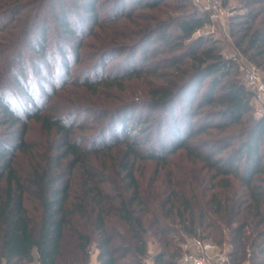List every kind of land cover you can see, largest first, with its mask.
<instances>
[{
	"label": "trees",
	"instance_id": "obj_1",
	"mask_svg": "<svg viewBox=\"0 0 264 264\" xmlns=\"http://www.w3.org/2000/svg\"><path fill=\"white\" fill-rule=\"evenodd\" d=\"M26 1L18 12L37 10L0 67V264H88L92 248L97 264H145L150 238L153 264H179L183 238L223 243V229L233 264H264V114L219 40L193 36L209 15L191 0ZM236 9L229 36L264 80V0ZM109 22L127 29L111 34ZM85 35L96 58L74 80ZM115 51L121 71L102 73ZM68 87L82 96L56 108ZM175 158L199 166L193 182L189 169L184 187L141 185L136 163Z\"/></svg>",
	"mask_w": 264,
	"mask_h": 264
},
{
	"label": "rangeland",
	"instance_id": "obj_2",
	"mask_svg": "<svg viewBox=\"0 0 264 264\" xmlns=\"http://www.w3.org/2000/svg\"><path fill=\"white\" fill-rule=\"evenodd\" d=\"M108 1L109 0H105L104 4L107 6L108 5ZM21 4V7L27 4L26 0H0V67L2 65V61H3V53H8L11 52L12 50H16V46L18 45L20 38H22L25 35V26L28 25V23L32 22L33 18H32V11L33 10H37L36 8H33V5L35 3H32L33 5L30 7H24L23 9H21L20 12H18L19 9H17V6ZM191 4V3H190ZM193 9H196L199 13L203 12L201 11L199 8H197L196 6H194L193 4H191ZM50 4L48 3H43V9L45 10H49L50 8ZM36 7V6H34ZM222 9L224 10V15H223V19L221 21H213L210 22L209 24L204 25L202 28H199L198 30H196L193 34V36L199 35V34H210L212 37L216 38L219 40L218 42V46L219 49L221 51V53L223 54V56L225 57H232L234 58L235 56H242L233 46V42L231 37L229 36V22H230V17L237 12V7H238V0H222ZM20 8V7H19ZM19 13L18 15H15L16 12ZM172 14H177L179 13V11L177 10H171ZM29 15V16H28ZM49 22L52 23L51 18L48 19ZM49 22L47 26V32L48 35L50 36V39L52 38V35L54 34V30L55 27L51 25V27H49ZM110 24H108L112 29H111V34L117 30L119 33H124L127 29V25H125V23L122 24H112L111 22H109ZM53 24V23H52ZM88 31V29H87ZM30 33V31H29ZM99 38L104 36L107 38V34L106 31H101L98 30L97 31ZM105 39V38H104ZM52 40V39H51ZM98 42V38L96 36H90V35H85L83 37V41H82V45L79 49V57L78 60L75 61V57L74 56H70L71 58V65H70V70H72L71 74L68 75V77H72L74 80H81V78L83 77V72L85 69L90 68V64H92V62L95 60L96 57L93 56L94 52L97 51V43ZM21 47H23V45H20ZM24 51L26 49V47H23ZM138 54V53H137ZM124 56V54L122 53H118V52H113L111 54H109L106 57V64L104 65L103 69L101 70L102 73H119L121 71V65L118 66L121 61H122V57ZM244 59V57H242ZM101 65H103V62H101ZM118 66V67H117ZM238 67V65H237ZM238 71L240 74V78L241 81L243 82L239 67H238ZM43 72V71H42ZM39 73V74H35V78H38L37 76L40 75H45L46 73ZM85 74V73H84ZM89 75H91L92 73H88ZM262 74V71H261ZM48 76H46L45 79H47ZM137 81H127L125 82V85L127 88H129L130 86H135L137 85ZM30 86L35 84L34 82H31V80L29 81ZM37 81H36V85H37ZM57 85V84H55ZM77 92L75 87H68L66 90L63 91H58L60 92V94L54 97V99H51L52 104L55 105V107H58V104H63V103H68V101L72 100V98H74L75 100L77 98H80L82 95H76V94H72L70 92ZM16 96H18L19 92H16ZM79 94V93H78ZM79 96V97H78ZM77 101V100H76ZM75 101V102H76ZM80 101H82V99H80ZM78 102V101H77ZM80 103V102H79ZM253 106H254V112L255 115L259 116L261 114H264V108H262V106L253 101ZM82 104V103H80ZM75 105V104H73ZM261 111L260 113H257L256 110ZM79 115V114H77ZM82 115V113H81ZM89 114L85 115L84 119L86 120L85 122L89 121ZM40 130L37 127V125H32L31 126V138L35 141L39 140L40 137ZM115 151L111 152V154L106 153V155L104 154L103 156L101 155V159L100 162H105V161H111L110 159L112 157L117 156ZM190 169V170H189ZM192 171L195 175V177L193 178L192 182L198 177L196 172H199V166L194 167V165H191V163H187L186 160H181L180 158H175L172 160V162L168 165L165 166H160V165H155L152 162H138L135 164V174L138 176L141 185L143 186H149L150 184H152L153 181H155V184L159 183H165V181L171 179L173 180L174 184H179L181 185V187L185 186L186 182H190V178L188 177L186 179V176L183 175V173L185 171ZM172 174V177H170L168 175V173ZM174 178V179H173ZM186 180V181H185ZM223 233H224V239H223V243H218L215 241H212L213 243L217 244V245H224L227 248H230V245L228 243V233L226 229H223ZM186 238V237H185ZM181 242V245L183 244L184 239ZM156 243L154 240H152V238L149 239L148 242V255L147 257L144 259V263L145 264H153L152 261V257L154 252L156 251ZM34 264H38V262H34ZM88 264H97L96 263V250L94 248H92L90 257H89V262Z\"/></svg>",
	"mask_w": 264,
	"mask_h": 264
},
{
	"label": "built area",
	"instance_id": "obj_3",
	"mask_svg": "<svg viewBox=\"0 0 264 264\" xmlns=\"http://www.w3.org/2000/svg\"><path fill=\"white\" fill-rule=\"evenodd\" d=\"M192 4L201 11L209 15L211 22L221 21L224 10L222 9V0H191ZM234 59L239 67L243 83L251 92L252 100L259 103L264 108V80L261 69L252 62H248L242 56H235ZM257 113H260L258 109ZM182 253L179 257V264H233L229 248L224 245H217L198 236H188L184 239ZM240 264H248L243 261Z\"/></svg>",
	"mask_w": 264,
	"mask_h": 264
}]
</instances>
